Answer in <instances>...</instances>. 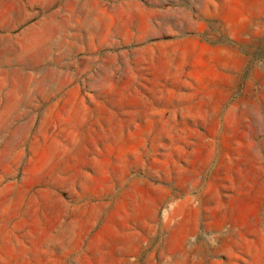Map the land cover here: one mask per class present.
<instances>
[{"label":"rangeland","instance_id":"obj_1","mask_svg":"<svg viewBox=\"0 0 264 264\" xmlns=\"http://www.w3.org/2000/svg\"><path fill=\"white\" fill-rule=\"evenodd\" d=\"M0 264H264V0H0Z\"/></svg>","mask_w":264,"mask_h":264}]
</instances>
